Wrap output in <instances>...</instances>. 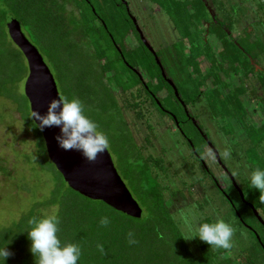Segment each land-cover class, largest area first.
Instances as JSON below:
<instances>
[{"label": "trees", "instance_id": "1", "mask_svg": "<svg viewBox=\"0 0 264 264\" xmlns=\"http://www.w3.org/2000/svg\"><path fill=\"white\" fill-rule=\"evenodd\" d=\"M126 1L131 6L132 0ZM105 2L110 4L104 6ZM172 2L185 6L186 11L188 4L191 3L188 0L184 2L172 0ZM129 6H125L121 0H0V52L5 50L10 52V49H6L10 47L7 23L13 19L18 20L22 28L28 32L30 39L50 59L61 81L64 97L79 99L84 106L85 115L108 137L110 149L117 157L125 179L136 193L135 196L133 195L134 199L143 209L142 218L135 219L101 201L82 196L67 185L63 176L50 162L56 172L55 184L50 196L34 205L19 221L0 232V246L4 245L12 253L6 264H36L35 257L29 251L28 220L32 217L45 216L41 208L50 207L57 208L52 216H56L59 221L57 235L61 242L75 243L81 248L82 255L78 264H235L230 257L222 259L231 249L213 248L198 238L191 241L183 238L185 233L180 220L183 208L176 207L177 195L182 193L173 190L179 174V167L172 161L176 157L170 160L167 158L169 148L166 146H161V149L153 152L156 147L151 144L152 137L158 134L156 132L155 136V127L148 123L149 118L146 115L148 106L144 105L145 102L133 101L128 104L133 105L134 108L131 110H134L135 118L140 121L147 118L145 122L149 131L145 144L139 146L136 143L134 133L124 116L126 107L123 108L117 99L118 95L130 89L126 90L122 85L110 87L105 83V80H111L118 75V71L111 68L117 63L124 62L126 65L138 68L142 66L143 71L145 65L146 70L149 71L153 63L151 53L141 42L128 15ZM263 9L264 0H261L259 10ZM201 10L199 6L198 15ZM107 11L113 12L110 16L120 11L117 16L118 23L113 18L111 19L113 26L108 24L107 19L110 16L106 14ZM180 13L179 20H176L180 29H183L184 21L189 15ZM228 29L231 30L230 27ZM218 30L222 32L220 35L224 45L220 55L230 60L221 59V66H235L233 63L236 54L241 53V50L235 52L224 44L228 35L223 30ZM137 51L143 63L135 59L131 60L129 57L130 55L133 58L131 53L136 54ZM18 52L22 54L20 50ZM13 56L14 59L19 60L18 53ZM257 56L259 54L252 57L256 60ZM192 57L189 62L187 61V65L200 66L199 57L196 55ZM82 62L83 65H80ZM77 63L78 75L74 73ZM16 68L20 69V66ZM1 79L0 92H8L7 85L11 82V78L2 75ZM217 85H214L215 96H212L214 100H211L210 105L214 109L215 117L221 123L230 122L236 114L238 103L231 93L222 97ZM227 86L229 85H224L223 88H229ZM195 87L197 89L198 85ZM35 128L40 131L38 127ZM249 133L254 140H262L264 126L260 129H252ZM227 135L229 141L230 132ZM195 146L197 147V144ZM189 169L191 174L192 168ZM183 178L188 182L185 190L197 185L193 174L187 177L184 175ZM225 191L231 197V188ZM225 204L221 206L222 220L230 224L232 215L229 201L226 199ZM208 205L209 203L204 202L198 205V209L204 211ZM215 214H207L200 222H215L218 220ZM103 216L110 218L111 223L107 227H102L100 224ZM129 232L134 234V239L137 241L134 245L128 243ZM98 244L104 246L103 254L98 251ZM255 245H259L257 240ZM251 249L256 254L250 258L245 254H235L236 264H257L258 248ZM260 253L264 256L263 250H260Z\"/></svg>", "mask_w": 264, "mask_h": 264}, {"label": "rangeland", "instance_id": "2", "mask_svg": "<svg viewBox=\"0 0 264 264\" xmlns=\"http://www.w3.org/2000/svg\"><path fill=\"white\" fill-rule=\"evenodd\" d=\"M188 1H191V3L188 4L187 11L185 6H179L175 2H172V0H132L133 4L129 9H131L134 16L138 17V23L141 26L144 35L146 36L145 32L149 35V42H151V44L156 48L158 47V44L162 43V41H164V43H168L169 40L172 39L171 41L173 43L175 42V38L178 36V31L176 30V32H174V28L176 27L175 25H179L177 20H179L178 15L180 12V14H188L192 22H196L198 19H209V17H206V15L208 16V13L205 10H201L200 15H198V2L194 0ZM107 3L108 2H105L104 6H108ZM221 3H223L222 6L220 5ZM232 3V0H220L217 6H220L222 11H219V8L216 9H218L219 14L223 16L226 15V17L227 15H230L228 17L231 18L232 14H234L239 15V17H243V15L247 17L248 15L254 19H251L253 20V22L250 23V28L252 30H249V32L252 31L253 33H243V45L253 55L259 54L256 60L260 63V66H264V9L259 10L261 0H235L234 5L238 3L236 8L230 5ZM111 13L113 12H106L109 16ZM119 13L114 14L107 19L109 25L113 26L111 24L113 18L118 23L117 16ZM174 17L177 20L173 22L171 19ZM189 25H191V23H189ZM238 29L240 30L239 27L235 28V30ZM22 30L28 40L44 57L46 64L50 68L57 82L60 96L64 97L61 81L58 79L57 72L54 66H52L50 59L45 55L43 50L30 39L28 32H26L23 28ZM253 34L254 39L252 41L251 36ZM9 42L10 47L6 49H10V52L6 50L5 52H0V82L2 80V75L3 77L8 75L11 78V82L7 85L8 92H0V232L6 227H9L12 223L19 221L22 216L26 214L34 205L47 199L54 188L56 179V172L50 165L51 161L47 154L43 136L34 126L35 123L33 118H31L30 103L28 102V99L26 100L25 96V84L29 75L27 61L23 54L18 52L19 50H17L18 48L13 43L10 36ZM220 47L223 49V46ZM168 50L165 51L166 54L170 53ZM17 53L19 54V60L14 59L13 56V54ZM126 53H129V51H126ZM201 53L211 54L209 51H202ZM241 53L239 52L236 54L234 63H244L247 61ZM131 54H133V58L129 55L131 60L135 59L137 62L142 61L138 51L136 54ZM129 57L128 59H130ZM221 59L226 60L227 57L219 55L218 60L220 61ZM227 60L230 61L229 58ZM167 61L169 60L167 59ZM141 63H143V61ZM80 65H83V62ZM142 65L144 66V64ZM16 66H20V69L16 68ZM78 67L79 64L77 69L74 71L77 75L79 74ZM141 67L139 69H142ZM111 68L114 71H118V75L111 80H105V83H107L108 86L116 87L118 85H122V87L126 90H131L133 86H136L133 81V76L124 62L120 64L117 63L115 66H111ZM143 68L146 70V65ZM147 70L143 73L145 78L147 77L146 80H149L150 76L146 75ZM152 87L153 86L150 85L151 89ZM133 89L134 88H132V90ZM194 89L195 88L193 87L192 90ZM132 98L133 97H131V95L129 96V93L128 95L120 94L117 96L121 106H123V108L126 107L124 110V116L134 133L136 143L141 146L145 144L144 139L147 137L149 132L147 123L145 122V120L149 118V114L148 112L146 113L147 118H145V120L140 121L135 118V113L133 112L134 110H131V108L133 109L134 107L133 105L129 106L128 104L134 101ZM201 107H203V116H199L200 124L209 134L226 165L231 168L232 155L229 148L230 140H227V134L230 132V128L228 127L227 130V127H223V123H221L219 119H216L214 114H211L214 112V109L211 107L210 103H208L207 99H203V103L199 105L197 110L201 111ZM160 121L164 120H162V118H159V120L151 118L148 123L154 126L157 130L154 131L155 136L156 132L159 133L156 136V142H154L155 147L157 146L156 150H159L160 146H166L169 148L167 150V158L170 160L171 158L176 157V159H173L172 161L179 167V174H177L178 179L176 181L177 183L173 185V190L176 193L179 191L182 193L177 195L178 204L176 207L183 208V211L181 212L183 214L187 213L192 206L195 205V211L199 217L198 222H200L207 214L212 215L215 213V218L221 220L223 218L221 206L226 205L224 196L220 195L217 191L215 184L211 180L210 176L204 171L199 161L191 157V151L189 148H186L180 143L182 140L179 138H177V140L174 135L163 133L165 126H162L164 127V130L161 129ZM160 130H163V132ZM152 141H154V139H152ZM197 141V150L199 151V146H202L200 148L201 152L204 144L201 140ZM108 150L127 188L131 194L135 196L136 193H134L129 181L125 179L118 163V159L110 149V144ZM204 150V158L207 160L212 159L208 149L204 148ZM225 152H228L229 155L225 156ZM208 163L210 164V160H208ZM193 166L195 167V172H197L196 176L199 177V179L196 178V184L198 186L185 190V186H188V182L183 178V176L186 175L187 177L193 174L191 171V174H189V168H193ZM213 169L218 175L220 170L218 168ZM227 183V179L222 181L223 186ZM182 184L185 185L183 186ZM255 198L260 203L264 202V197H262L260 193L258 197ZM204 202L209 203V205L204 211H201L198 209V205L200 206V204H203ZM41 210L45 216H52L56 213L57 208H41ZM231 220L230 224L234 228V235L232 238L233 246L229 252L223 255L222 259L230 257L236 264L235 254H245L248 258H250L256 254L255 251L251 249L252 247H256V245L255 240H252L246 231L240 230L237 223L233 221L234 219H232V217ZM258 251L259 261L257 264H264V256H262L259 249Z\"/></svg>", "mask_w": 264, "mask_h": 264}, {"label": "flooded vegetation", "instance_id": "3", "mask_svg": "<svg viewBox=\"0 0 264 264\" xmlns=\"http://www.w3.org/2000/svg\"><path fill=\"white\" fill-rule=\"evenodd\" d=\"M124 1L128 3L126 0H121L122 3ZM181 1L184 2L185 0ZM194 1L198 2L202 10L208 13L206 17L209 19H198L196 22H192L188 16L185 21L183 20V29L175 25L174 32L178 31L175 42L173 43L172 39L168 43L162 41L156 48L149 42V35L146 32V36L144 35L138 23V17L133 15L131 9L128 10L130 8L128 3L129 17L141 42L151 53L153 63L150 66L151 70L146 72V75L150 76V78L148 77L149 80H146L147 77L145 78L143 69L126 65L136 86L133 90L131 89L122 95L129 93L135 102H145L144 105L148 106L149 120L151 118L164 120L160 121L161 129L164 130L162 126H165V133L174 135L176 139H181L180 143L189 148L191 157L199 161L215 184L217 191L229 201L233 221L237 223L240 230L246 231L252 240H257L259 247H256L264 252V202L257 201L255 197H258L260 192L253 189L248 180L255 168L264 170V139L256 141L249 133L252 129H260L264 126V66H260V63L252 57L253 54L243 45V33H253L249 30H252L250 23L254 19L248 15L247 17L244 15L239 17V15L232 14L230 18L228 17L230 15L226 17V15L219 14L216 8L220 9V6H217L220 0ZM232 1L233 5H230L236 8L238 3L234 5L235 0ZM220 5L222 6L223 3ZM133 19H135V23ZM171 20L174 22L176 18ZM189 23L192 24L189 25ZM238 27L243 30H235ZM218 29L223 30L228 35L227 42L224 44L234 49L235 52L240 49L245 60L249 63L245 61L244 63H233L235 66H221L222 60L219 61L218 57L220 51L223 50L220 46L224 45L220 35L222 32ZM251 37L253 41L254 34ZM143 38L149 44L150 49L144 44ZM167 50L170 53L166 54L165 51ZM202 51H209L211 54L201 53ZM192 55L199 57L200 66L187 65V61L189 62L190 58H193ZM149 84L153 86L152 89ZM227 84L229 88L224 89L223 86ZM196 85H198L197 89ZM214 85H217L216 87L221 92L222 97L231 93V96L238 103L233 119L222 124L223 127H227V130L229 127L231 132L229 142L232 155L231 168L226 165L209 134L199 121L203 107H201V111H198L197 108L203 103L204 98L208 100V103L211 102L212 96L215 94ZM193 87L194 90H192ZM163 130L160 131L163 132ZM152 139L154 141L151 144L155 145L154 142L157 139L156 137H152ZM197 140H201L204 144L201 152L202 146L198 145L199 151L195 146ZM156 148L153 152L156 151ZM204 148H207L212 156V159H208L210 164L204 158ZM212 167L220 170H218V175ZM194 168L193 166L191 169L193 176L199 179ZM225 179L228 180V183L223 186L222 181ZM229 187L231 188V197L225 191Z\"/></svg>", "mask_w": 264, "mask_h": 264}, {"label": "clouds", "instance_id": "4", "mask_svg": "<svg viewBox=\"0 0 264 264\" xmlns=\"http://www.w3.org/2000/svg\"><path fill=\"white\" fill-rule=\"evenodd\" d=\"M57 109H60L57 112ZM31 118L39 121L35 124L43 131L46 127L61 126L62 136L56 137L58 146L64 151L75 150L83 159L94 163L109 147L108 137L98 129V125L85 115L82 102L77 98L58 97L50 100L47 114L41 116L33 111ZM229 153L225 152V156ZM250 186L264 197V170L255 168L248 177ZM184 239L191 241L198 238L200 241L217 249H231L234 228L224 220L215 222H198L199 217L195 205L180 217ZM111 223L110 218L103 216L100 219L102 227ZM29 229L27 239L30 241L29 251L35 257L36 264H78L82 251L78 244H64L59 239V221L56 216L32 217L28 220ZM129 245L137 241L132 232L128 233ZM98 251L103 254L104 246L97 245ZM12 253L4 246H0V264H6Z\"/></svg>", "mask_w": 264, "mask_h": 264}, {"label": "water", "instance_id": "5", "mask_svg": "<svg viewBox=\"0 0 264 264\" xmlns=\"http://www.w3.org/2000/svg\"><path fill=\"white\" fill-rule=\"evenodd\" d=\"M124 5L127 6L128 3L124 1ZM133 21L136 22L135 19ZM7 29L11 40L28 64L29 75L25 84V96L30 103L31 115L35 111L44 116L47 114L50 100L61 97L57 82L42 54L24 34L21 23L13 19L7 23ZM137 29L141 33L138 27ZM143 42L150 49L144 38ZM114 44L116 45L115 41ZM59 111L60 109H57V112ZM33 121L39 124L34 118ZM61 127L62 125L46 127L40 131L48 157L67 185L88 199L101 201L129 217L142 218L143 209L127 188L109 150L99 155L94 163H89L79 152L64 151L58 146L56 137L63 135Z\"/></svg>", "mask_w": 264, "mask_h": 264}]
</instances>
